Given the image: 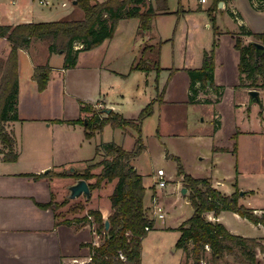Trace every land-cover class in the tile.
<instances>
[{
    "label": "crops",
    "instance_id": "obj_1",
    "mask_svg": "<svg viewBox=\"0 0 264 264\" xmlns=\"http://www.w3.org/2000/svg\"><path fill=\"white\" fill-rule=\"evenodd\" d=\"M34 1L0 0V24L9 25L51 19L44 18L42 9L38 10ZM198 1L201 5L197 9H193L190 6H185L186 8H184V5H182L184 8L182 15L198 9L207 12L209 22L205 20L204 27L210 29V35L206 38L205 43L199 44V54L194 59L191 55L184 53V59L180 62L181 65L174 63L173 66L163 65L164 41L168 40L169 37H166L163 30L158 26V20L171 16L169 14L171 11L167 10L166 13L157 15L153 20L151 31L148 32L149 34L146 37L149 39L154 37L155 40L164 42L161 46L160 65L162 66V71L158 76V85L155 82L154 71L145 73L140 70H133L130 72L131 62L138 56V48L140 50L144 43H141L138 48L134 47L130 52L124 49L113 53L110 48L117 44L114 40L115 33L111 39L104 40L95 48L80 51L74 67L64 68L62 67V61L55 64V70L50 72L47 86L42 92L38 90L36 82L32 78L34 67L43 65V63H40V59L44 60V58L52 56V54L38 40H32L27 49L18 50V119L8 121L5 124L6 131L15 138V151L18 157L12 161H5L0 152V264H82L84 259H90L89 248L84 243L92 242L95 245L101 243L99 235L95 232L90 222L76 221V219L82 218L86 213L83 215L77 212L72 215L67 214L66 207L68 202L59 208H55V206H48V208L40 206V204H47L49 201L61 203L68 196L69 185L73 184L77 179L70 175L71 173L65 170L64 167L78 163L75 160L77 158L76 150H78L82 138L92 142L90 145L94 156L91 160H88V164H91L89 162L99 157L95 153V148L99 143L104 142H98V136H100L107 125L102 130L96 131L92 138L87 139L84 136V126L82 124L57 122L60 119L76 120L80 117V114L87 113V115H91V113L80 111L81 101L92 105L96 110L98 109L100 117L106 115L102 110L111 108V111L118 112L123 117L135 118L142 107L146 106L162 90L164 102L167 86L172 81L173 73L183 69L200 68L203 52L212 47L214 40H216L215 67L213 71L214 84L212 87L209 86L210 83L208 86L203 87L201 82H197L195 84L196 98L199 97L200 90L208 89V92H211L214 89L222 88L226 84L225 80H223V75L227 63L220 57V44L226 38H228L227 40L230 39V46L235 49L230 63L232 64L231 68L235 70V76L239 80V52L234 45L235 35L231 33L238 32L239 26H244L255 32H264V1L248 0L247 15L239 9V0H225L222 6L219 7L217 5L212 12L215 18V25L219 29L216 35H214L212 29V15L208 12V8L211 5L208 1L212 0ZM51 2L53 6L58 7L60 4L63 6L62 2H66V0H51ZM202 4H207V6H202ZM76 9L71 7L70 11H77ZM224 13H228L230 16L231 23L229 26H225L223 17H219ZM242 37L246 44L254 40L252 36L244 35ZM174 58L175 53L173 60ZM113 59L115 61L123 59L125 63H119L121 68L110 67L109 63ZM122 74L125 77L121 76ZM189 87V82L187 81L185 83V91L188 92ZM244 88L247 91L250 89ZM257 89L261 97L264 87H257ZM59 93L77 101L78 109L76 114L58 118L59 116H57L56 112L58 110L56 109L61 106ZM163 102L154 103L153 113L156 112L157 105L159 106ZM260 114L263 120L262 112ZM112 129L115 130L118 127ZM257 133L254 130H236L234 134L236 137V153L232 152V154L235 156L237 165L238 163L243 165L246 162V154L243 147L244 140L252 142L251 138ZM212 150L216 154L214 158L217 160L219 152H228L231 149L219 147L216 149L212 148ZM213 167L208 175L203 176L209 177L211 184L219 191L231 194L236 189H243L241 186L238 187L239 185L233 182L232 178L228 182L223 181L216 174L219 171L218 167L216 165ZM49 171H52V173H49ZM64 171L68 173L65 176L54 174L63 173ZM238 176L239 173L235 176L236 180ZM153 177H155V174H153ZM176 185L177 187H185L183 183L180 186L178 183ZM243 190L244 194H246L249 189ZM244 194L239 196L238 201L248 205L249 203L244 200ZM183 196L185 197V195ZM153 197L163 207L155 189H152L149 204L145 203L149 211H152L154 206V203H152ZM73 202L74 200L70 201V203ZM71 205L72 208L76 206L75 203ZM248 207L253 208L255 213L264 210V207H252L250 205ZM89 208L101 211L104 218L111 212L110 204H108V208L105 211L98 203H95L94 206L86 207V212ZM205 215L211 221L223 223L231 234L257 238L264 245V226L262 224L255 225L247 218L241 217L230 210H222L218 215H214L212 212H208ZM68 220L69 222H67ZM183 222L179 223L177 227ZM154 226L155 220L152 227ZM159 228L167 229V226H159ZM168 229L170 228L168 227ZM146 237L147 235L142 241L141 264H144L146 256L143 251V242ZM176 249L179 251L177 264H181L185 254L182 248H172L173 251H176ZM256 252L257 264H264V251L261 254L260 249L257 248ZM88 262L89 260L84 262V264ZM184 262L192 264L191 259L187 262L184 260ZM212 264L239 263L235 262L230 254L225 253L219 263Z\"/></svg>",
    "mask_w": 264,
    "mask_h": 264
},
{
    "label": "trees",
    "instance_id": "obj_2",
    "mask_svg": "<svg viewBox=\"0 0 264 264\" xmlns=\"http://www.w3.org/2000/svg\"><path fill=\"white\" fill-rule=\"evenodd\" d=\"M74 8L82 10L80 18H60L52 21H37L18 24H0V41L4 40L5 48L0 53V152L5 161L17 159L15 151V138L5 128V124L18 119V50L27 49L32 40L46 42L50 52L64 55L62 67L72 68L76 65L78 53L82 50H91L106 39H111L115 33L117 23L121 19L136 17L139 19L137 26L138 35H147L151 31L154 18L167 12V0H76ZM219 1L213 0V6L208 8L212 15ZM259 1V0H256ZM264 1V0H263ZM182 7L177 11L181 14ZM73 12V11H72ZM214 35L218 33L215 18L211 16ZM239 31L234 34V45L239 52L238 70L239 85L247 88L264 87V55L255 59V47L252 42L243 44L242 36H252L255 41L264 45V32H255L244 26H239ZM162 41L156 43H144L140 54L131 62L130 72L140 70L145 73L155 72V82L158 85V75L162 71L160 65V51ZM210 50H205L202 56L201 66L198 69H188L190 76L191 97L196 99L195 84L201 82L203 87L213 86V71L215 67L214 57L216 40ZM32 78L36 82L38 90L44 91L49 79L51 67L47 64L35 66ZM125 77V75H121ZM221 94V93H220ZM163 90L158 92L135 118L123 117L118 112L110 111L103 117L99 116V110L92 105L80 103L81 112H89L85 123L83 119L67 120L70 123H82L84 136L90 139L95 132L102 130L105 125L112 128H133L138 136L131 150H124L114 142H101L96 146L95 153L101 155L95 161L83 168L82 172L74 171L70 175L75 179L95 178L94 182H88L92 190L99 188L103 181L113 182L114 189L108 196L111 207L110 214L104 218L101 211L89 208L82 218L76 221H87L95 224V232L102 234L99 245L85 242L89 248L90 260L86 264H141L142 241L148 231L152 229L154 220L150 219L149 209L143 203L146 188L142 182L141 174L132 165L133 158L137 157L143 149L140 133L141 123L154 111L155 102H163ZM57 120V122H63ZM235 138V136H234ZM236 152V142L233 144ZM99 173H92V169L99 168ZM52 173V171H49ZM57 176L67 175L54 173ZM178 174L183 176V185L188 192L185 197L192 204L194 211L181 225L177 227L179 238L176 242L178 248H182L185 258L191 259L192 264H201L206 255L205 245L209 247L212 263H219L224 254L228 253L235 262L242 264H257V248L264 250L260 239L231 234L223 223L211 221L205 214L212 212L218 215L222 210H230L241 217L247 218L252 223L264 226V211L255 214L254 209L238 201L239 189L227 194L219 191L211 184L209 177H194L184 171L178 164ZM248 192V191H247ZM71 200L68 196L61 203L49 201L40 204L44 208L55 206L59 208ZM84 205L77 204L73 209L83 210ZM91 217V219L89 218ZM73 220V219H72ZM104 220L109 221L108 228ZM69 222V220L67 221ZM148 227V230H146ZM83 245V246H84ZM121 252L125 259L118 254Z\"/></svg>",
    "mask_w": 264,
    "mask_h": 264
},
{
    "label": "rangeland",
    "instance_id": "obj_3",
    "mask_svg": "<svg viewBox=\"0 0 264 264\" xmlns=\"http://www.w3.org/2000/svg\"><path fill=\"white\" fill-rule=\"evenodd\" d=\"M66 2L67 6H61L60 4L58 7L53 6L52 3L48 6H41L38 0H35L34 4L38 10L42 9L44 18H51L47 21L60 18L77 19L83 16L80 8H77V11H70L71 7H74L72 0H66ZM208 3L211 4L210 7L213 6V0L208 1ZM182 5H184V8H186L185 6H190L193 9H197L201 4L198 0H167V7L171 11L169 13L171 16L158 20V26L163 30L166 37H169L168 40L164 41V66L181 65L180 62L184 59V53L191 55L194 59L199 54V44L205 43L206 38L210 35V29L204 27V21L207 20L209 22L207 12L198 9L189 14H178L177 11ZM202 6H207V4H202ZM238 7L247 15L248 0H239ZM184 8L182 7L183 11ZM219 17H223L225 26H229L231 19L228 13H224ZM137 24L138 18L120 20L117 23L114 36L117 44L110 48L113 53L124 49L130 52L134 47L138 48L141 43H156L159 41L155 40L154 37L149 39L146 37L147 35H138L136 31ZM227 39L220 44V57L227 63L223 75V80H225L226 84L222 88L214 89L211 92H208V89L200 90L199 97H194L196 99H193L190 96L191 87H189L188 92L185 91V83L188 81L190 86L191 82L188 71L183 69L173 73L172 81L167 86L164 102L159 106L157 105L156 112L141 123L139 134L142 138L143 149L137 157L133 158L132 165L142 174V182L146 188L144 203L149 204L151 191L155 189L160 203L164 207L165 215L164 219H159L152 211H149L148 216L150 219L155 220V226L148 232L146 240L143 242V251L146 255L144 264H177L179 260L178 249L176 251L172 250V248H178L176 242L180 234L175 227L182 221H186L192 215L194 208L187 197H184L181 193L183 186H180V184L183 183V177L178 174V164L184 171L186 170L187 173L197 177L208 175L214 168L213 166L216 165L219 169L216 174L223 181L228 182L232 178V181L239 185L238 187L249 189L244 194V200L249 203L248 205L264 207V92L261 93V107L257 103L249 106L247 89L243 85H239L240 80L235 76V70L231 68L232 64L230 61L235 49L230 46V39ZM243 40L242 37L243 44H246ZM164 42L162 41V44ZM42 43L48 50L47 43ZM4 44L3 40L0 41V53L5 48ZM140 50L138 48L137 55L140 54ZM49 53L52 56L46 57L44 60L40 59V63H43V65L47 64L52 71L55 70V64L61 61L63 63L64 55L50 51ZM174 53L175 58L173 60ZM119 63L123 64L125 60L115 61L113 59L109 66L121 68ZM58 96L61 98V106L56 109L58 110L56 111L58 118L77 113V101L63 96L62 93H59ZM260 112L263 114V120ZM89 116L85 113L83 115L80 114L78 118L86 119ZM85 119H83L84 122ZM64 120L63 122L70 123L67 121L70 119ZM109 126L107 125L100 136H98V142H114L124 150H131L138 136L137 131L129 127H118V129L114 130ZM238 129L258 132L251 138L252 142L244 140L243 147L245 149L246 162L243 165L239 163L237 165L235 156L232 154L236 138H234V134ZM90 143L92 142L83 140V138L80 140L78 150H76L77 158H75L78 163L73 164V166H65V170L70 173L74 171L82 172L83 168L89 165L88 160H91L94 156ZM219 147L231 150L219 152L216 160L214 158L216 154L212 148L216 149ZM99 159L100 155L89 163ZM159 168H162L165 173V187H160L155 183L157 181V169ZM99 171V168L92 169V173ZM238 173L239 176L236 180L235 176ZM153 174H155V177H153ZM94 181L95 178L88 179V182ZM103 182L99 188L91 191V195L87 200L85 195L78 197L79 199H73V203H70L73 200H69L66 207L67 214L72 215L77 212L83 215L87 213L85 208L94 206L95 203L100 204L105 211L109 204L107 194L114 189L115 181L112 183ZM176 183L180 187H177ZM243 189H239V191ZM74 203L76 205H84L83 210L77 209L73 211L71 204ZM245 205L248 206L247 204ZM262 212H256L255 214H261ZM92 226L95 229V224H92ZM159 226H167V229L159 228ZM99 240L100 242L103 240L102 234L99 235ZM260 251L262 254L264 250ZM205 253L202 263L212 264L209 250ZM87 260L89 259H84L82 264ZM184 260L187 262L189 259L187 260L183 257L181 264H186Z\"/></svg>",
    "mask_w": 264,
    "mask_h": 264
},
{
    "label": "water",
    "instance_id": "obj_4",
    "mask_svg": "<svg viewBox=\"0 0 264 264\" xmlns=\"http://www.w3.org/2000/svg\"><path fill=\"white\" fill-rule=\"evenodd\" d=\"M73 5L77 4L76 0L72 1ZM223 5V1H219L218 6H222ZM252 45H254L255 47V59L258 60L260 56L264 55V45L258 41L252 40ZM210 82H208L209 84ZM248 97H249V101L248 104L249 106H252L254 103H257L260 107L262 106V98L260 97L259 94V90L257 88H252L249 89L247 91ZM111 111V108H106L104 110H102V112H104L105 114H108ZM86 119H85V123H86ZM69 194L68 197L70 199H75L78 198L82 195H85L86 198H89L91 195V189L88 185V181L84 178L82 179H77L73 184L69 185ZM187 191V188H182V195H185ZM240 195L244 194V190H240L239 191ZM105 222V227L108 228L109 226V221L108 220H104Z\"/></svg>",
    "mask_w": 264,
    "mask_h": 264
},
{
    "label": "built area",
    "instance_id": "obj_5",
    "mask_svg": "<svg viewBox=\"0 0 264 264\" xmlns=\"http://www.w3.org/2000/svg\"><path fill=\"white\" fill-rule=\"evenodd\" d=\"M200 1L201 2H204L205 0H200ZM38 3L41 6H43V5L44 6H48L52 2H51V0H38ZM62 5L63 6L67 5V2H62ZM156 177H157V181L155 183L158 186H160V187H165L166 186V182L164 180V170L162 168H160V169L157 170ZM152 203H154V206H153V209H152L153 214L155 216H157L159 219H163L164 218V210H163V207L157 202V199L155 197H153ZM89 218H91V217L89 216ZM146 230H148V227H146ZM205 248H206V250H209L208 245H205ZM118 255L122 259H125V256H123V254L121 252H119ZM201 264H204V263H202V261H201ZM205 264H208V263H205Z\"/></svg>",
    "mask_w": 264,
    "mask_h": 264
}]
</instances>
